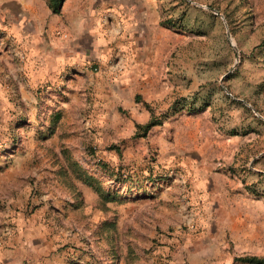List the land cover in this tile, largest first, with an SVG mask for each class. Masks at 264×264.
<instances>
[{
	"label": "rangeland",
	"instance_id": "1",
	"mask_svg": "<svg viewBox=\"0 0 264 264\" xmlns=\"http://www.w3.org/2000/svg\"><path fill=\"white\" fill-rule=\"evenodd\" d=\"M245 256L264 257V0H0V264Z\"/></svg>",
	"mask_w": 264,
	"mask_h": 264
},
{
	"label": "trees",
	"instance_id": "2",
	"mask_svg": "<svg viewBox=\"0 0 264 264\" xmlns=\"http://www.w3.org/2000/svg\"><path fill=\"white\" fill-rule=\"evenodd\" d=\"M65 0H47L49 9L53 14H60L63 8ZM162 124V120L156 117H153L147 124L140 126V130L146 134L155 126H159ZM84 181L96 189L98 192H101V186L99 181L90 176V175H81ZM236 261L244 263V264H264V257H257V256H245L237 258Z\"/></svg>",
	"mask_w": 264,
	"mask_h": 264
},
{
	"label": "water",
	"instance_id": "3",
	"mask_svg": "<svg viewBox=\"0 0 264 264\" xmlns=\"http://www.w3.org/2000/svg\"><path fill=\"white\" fill-rule=\"evenodd\" d=\"M218 13V12H217ZM219 14V13H218ZM228 75H226L225 77H227Z\"/></svg>",
	"mask_w": 264,
	"mask_h": 264
},
{
	"label": "bare ground",
	"instance_id": "4",
	"mask_svg": "<svg viewBox=\"0 0 264 264\" xmlns=\"http://www.w3.org/2000/svg\"><path fill=\"white\" fill-rule=\"evenodd\" d=\"M126 26V25H125ZM127 27V26H126ZM128 28V27H127ZM127 30V29H126Z\"/></svg>",
	"mask_w": 264,
	"mask_h": 264
}]
</instances>
